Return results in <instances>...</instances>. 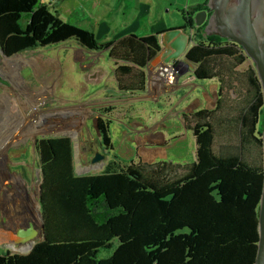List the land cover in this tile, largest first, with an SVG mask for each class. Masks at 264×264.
Listing matches in <instances>:
<instances>
[{"label":"trees","instance_id":"trees-1","mask_svg":"<svg viewBox=\"0 0 264 264\" xmlns=\"http://www.w3.org/2000/svg\"><path fill=\"white\" fill-rule=\"evenodd\" d=\"M195 13L186 14L182 28L193 27ZM196 29L186 52L194 64L192 77L214 80L218 87L213 109L183 115L194 139V160L144 163L110 153L98 173L78 175L69 138L37 139L44 239L25 255L0 249V264L254 263L263 182L261 88L248 66L242 72L243 99L234 78L247 61L242 49L206 35L202 26ZM158 35L99 43L93 31L63 21L41 0H0L4 55L67 41L88 52L106 49L118 90L125 92L117 96L127 99L140 98L146 89L145 70L160 49ZM228 92L235 97L229 100ZM224 104L232 108L229 114ZM109 111L102 109L103 118L97 119L99 145L106 153L111 151Z\"/></svg>","mask_w":264,"mask_h":264},{"label":"rangeland","instance_id":"rangeland-1","mask_svg":"<svg viewBox=\"0 0 264 264\" xmlns=\"http://www.w3.org/2000/svg\"><path fill=\"white\" fill-rule=\"evenodd\" d=\"M18 55L23 58L24 62H19V65H7L8 68L0 70V155L4 151L2 145L5 146L6 141H10L9 144L12 148L9 149L8 153L4 154L9 174L11 177L13 176L12 178H19L22 185L26 187L28 193L31 195L38 191L36 184L39 187L41 183L35 141L46 136L69 138L73 147V166L75 173L78 175L98 173L110 159V153H114L115 151H119L121 155L128 159L144 163L167 161L185 164L191 163L194 160V140L189 134V130L183 126L188 132L184 130L181 125L182 123L178 124L177 121V118L183 121V116L179 117L181 111L177 112L174 109H170L164 118L163 116H152V111L147 108L145 111L142 108L136 110L129 109L131 107L127 106L126 102L131 103L134 99H126L125 97H122L121 102L127 106V113L124 112L125 107L121 108L118 105L115 106V104L112 106V103L108 102L109 99L107 97L104 98V96H101L94 90L85 87L86 83L89 82L94 67H89L86 71L79 70L73 60V50L66 46H51L44 49L26 51ZM88 62L94 64L92 60ZM248 66H252L254 69L252 63L246 61L242 67L236 69L237 75H234V78L240 81L235 84L237 88L239 87L240 94L245 96L243 99L247 98V93L245 92V82L242 72ZM181 71L180 69L177 77ZM174 86L170 88L171 90L155 89L156 91L150 92V94L154 95L166 90L171 92ZM215 95L216 99L214 103L212 104L211 101V103L206 104V107L214 108L217 100V94ZM33 96L34 99H31ZM228 97L231 100L235 95L228 92ZM133 98L138 99V97ZM165 98V103L172 101L169 99V96ZM137 104L139 107L143 106L140 105L141 102H137ZM228 104L231 107L233 106L232 103L228 102ZM192 105L193 103L189 104L190 108H192ZM223 107L226 108L224 112L229 114L230 112L228 111H231L232 108H228L225 104ZM236 107L237 105L233 108L234 111ZM106 108L110 109L105 114L109 116L108 119L111 121L109 125L111 151L107 152L108 157L105 155L106 151L99 150L100 135L97 129V119L103 118L100 114H103L101 111ZM30 109L35 110L34 115H36L37 120H40L39 126L32 127L26 124L24 114H26V111H30ZM138 111L139 117L149 116L151 119L144 118V121V119L136 118L135 115ZM126 116L132 118L133 128L129 124H123V126L116 124L115 121L118 122V120H122ZM111 118L113 119L111 120ZM153 118H155V122L151 125L149 124V126L144 125L147 120L150 122ZM175 123L178 127H175ZM47 124H49V128H42V126ZM143 128L150 129L142 131ZM153 131H157V134L158 132L162 134L160 137L158 135L154 137ZM12 134H14L13 138L8 140ZM126 135L129 137H126ZM13 147L17 148L14 149ZM22 152L24 153L22 154ZM96 154L105 155V158L93 163L92 160ZM2 172H0V185L3 181H11L12 185L15 184L14 180H5L4 176L6 175L1 174ZM3 196H7L6 200L2 198ZM22 197L24 198L18 188L14 189L10 185L8 187L0 186V228L2 226L5 227L3 223L6 221V216L9 217L11 213H13V218L16 217L15 223H13L15 224L16 232L17 230L20 232L22 229L19 224L28 221L30 214L25 209ZM36 202L38 204V196L36 197ZM1 209L3 210L1 211ZM7 235L3 236L0 234V239L2 237V240L5 239L0 243L1 250L17 255H25L30 251L13 252L10 248L6 247L8 243H13L12 240L5 237ZM16 235H13V237ZM39 241V234H35L31 247Z\"/></svg>","mask_w":264,"mask_h":264},{"label":"crops","instance_id":"crops-1","mask_svg":"<svg viewBox=\"0 0 264 264\" xmlns=\"http://www.w3.org/2000/svg\"><path fill=\"white\" fill-rule=\"evenodd\" d=\"M41 2L50 11L56 13L63 21L78 26L79 28L93 31L99 43H115L119 39L130 35L142 38L152 34H159L158 40L160 42L162 33L182 28L183 22L186 20V14L198 12L200 10L199 8L207 0H41ZM196 9L197 11H195ZM57 46H66L73 50V60L79 70L86 71L89 67H94L89 82L86 83L85 87L94 90L96 93L104 96V98L107 97L109 99L108 102H111L112 106L115 104V106L118 105L121 108L125 107L124 112L126 113L127 106H133L135 109L142 108L143 111L147 108L152 111V116H163V118L168 114L170 109H174L177 112L181 111L179 114V117H181V115H187L200 109H211L212 107L208 108L206 104L211 103V101L213 104L216 99L217 82L214 80L205 82L195 81L192 77L193 67H191L186 71L183 70L184 68L182 69L180 75L177 77L176 85L171 92L169 91L171 89H169L151 95L150 92L156 90L146 82V89L140 98H138L145 100L142 101L144 102L142 104L143 106L139 107L135 101L138 100L137 98L131 103L126 102V106L121 102L122 97L117 96L125 92L118 90L114 76L115 64L108 59L106 49L97 52H88L77 47L71 41ZM68 59L70 58L68 57ZM89 60H92L94 64L89 63ZM152 69L153 67L151 68L149 62L145 70L146 77ZM168 96L172 101L165 103L164 99H166L165 97L168 98ZM191 103H193L192 108L189 106ZM185 106L186 108H184ZM144 118L151 119L149 116H144L139 119ZM154 119L150 122L147 120L144 125H151L155 122ZM177 119L178 124L182 123L180 118ZM115 122L120 126L129 124L133 128L132 118L128 116ZM115 122L113 123L115 124ZM181 125L183 127V123ZM175 127H178L176 123ZM150 128H143L142 131ZM183 129L186 130L184 127ZM156 132H152L153 136L156 137L158 135L160 137L162 133L158 132L157 134ZM189 134L192 137L190 131ZM126 137L129 136L126 135ZM114 153L122 158L128 159L121 155L119 151H115ZM105 155L108 157L107 153Z\"/></svg>","mask_w":264,"mask_h":264},{"label":"water","instance_id":"water-1","mask_svg":"<svg viewBox=\"0 0 264 264\" xmlns=\"http://www.w3.org/2000/svg\"><path fill=\"white\" fill-rule=\"evenodd\" d=\"M204 6V10L194 14L192 23L195 27L204 25L203 31L206 35L215 34L238 45L245 57L254 66L261 88L263 105L261 121L263 182L257 209L258 242L253 264H264V0H207ZM192 29L193 27H189L186 31L184 27L162 33L159 42L160 49L150 61L151 68L169 61H177L179 65L185 68L184 71L191 68L193 64L186 58V52L189 45H191L189 33ZM0 53L9 58L1 50ZM103 158H105V155L96 154L92 162L96 163ZM39 197L40 186L38 188V199ZM37 212L40 216L39 236L40 241H42L44 234L39 203ZM23 233L20 230L15 237L11 234L5 237L11 239L14 244L28 241L31 237H34L33 233L26 234L23 238ZM2 238L0 243L5 240H2Z\"/></svg>","mask_w":264,"mask_h":264},{"label":"bare ground","instance_id":"bare-ground-1","mask_svg":"<svg viewBox=\"0 0 264 264\" xmlns=\"http://www.w3.org/2000/svg\"><path fill=\"white\" fill-rule=\"evenodd\" d=\"M26 60V59H25ZM19 62H24V60H23V58L20 56V55H16V56H12V57H9V58H6V57H4L2 54H1V56H0V70L1 69H5V68H8L7 67V65H13V64H18ZM27 63H28V61H27ZM23 64V63H22ZM19 65V64H18ZM17 65V66H18ZM16 68V67H15ZM19 70V69H18ZM14 71V70H13ZM17 75H18V73H17ZM5 77V76H4ZM6 78H8V77H6ZM11 79V78H10ZM14 79V78H13ZM12 86V85H11ZM35 87V86H34ZM12 88V87H11ZM13 89V88H12ZM39 90V89H38ZM40 93V92H39ZM19 94V93H18ZM5 96V95H4ZM24 96V95H23ZM9 97V96H8ZM20 97V96H19ZM25 97V96H24ZM42 97V96H41ZM29 98H31V97H29ZM20 99V98H19ZM31 99H34V96H33V98H31ZM27 100V99H26ZM41 100H43V99H41ZM30 101V100H29ZM27 102V101H26ZM31 102V101H30ZM30 102H28V103H30ZM40 104V103H39ZM42 104V103H41ZM25 105V104H24ZM1 106H3V105H1ZM25 106H27V105H25ZM29 106V105H28ZM8 107V106H7ZM6 107V108H7ZM15 107H18V106H15ZM20 107V106H19ZM32 107V106H31ZM34 107V106H33ZM2 108H4V107H2ZM36 109V108H35ZM24 111V110H23ZM26 111V110H25ZM34 111L35 110H31L30 109V111L28 110V111H26V114H24V116H25V119H26V124L27 125H29V126H32V127H36V126H39L40 125V120H37L36 119V115H34ZM39 111V110H38ZM55 114V113H54ZM77 115V114H76ZM23 119V118H22ZM76 119V118H75ZM22 125V124H21ZM49 128V124H47V125H44V126H42V128ZM5 128V127H4ZM1 130V129H0ZM41 133H43V132H41ZM44 133H46V132H44ZM13 136H14V134H12L11 135V137L10 138H8V140H10V139H12L13 138ZM1 139V138H0ZM7 140V139H6ZM10 141H6V143H5V146L4 145H2L3 146V148H4V151L2 152L3 154L2 155H0V172H2V170H4V172H2L1 174H4V175H6V176H4V179L5 180H7V179H9V180H14L15 181V184H13L12 185V183H11V181L10 182H2L1 183V185L0 186H2V187H8L9 185L10 186H12L14 189H16V188H18L19 189V191L21 192V195L22 196H24V198L22 199L23 201H24V206H25V209H26V211L27 212H29V214H30V216H29V219H28V221H25V222H22L21 224H19L20 225V227H22V229H21V231L22 232H24L23 234H22V236H24L23 238H25V235L26 234H33L34 233V235L35 234H39V218H40V216H39V214H38V212H37V210H38V204H37V202H36V197L38 196V191L37 192H34L33 193V195H31L30 193H28V190L26 189V187H24L23 185H22V183H21V181H20V179L19 178H16V177H14V178H12L11 177V175L9 174L10 172H9V170H8V168H7V166H6V159H5V156H4V154L5 153H8V151H9V149L10 148H12L11 146H10ZM13 144V143H12ZM1 147V146H0ZM14 149H16L17 147H13ZM38 184H36V189L38 190ZM8 189V188H7ZM12 190V189H11ZM17 191V190H16ZM18 192V191H17ZM18 195V194H17ZM3 199H5L6 200V198H7V196H3L2 197ZM8 200V199H7ZM21 200V199H20ZM11 201V200H10ZM9 201V202H10ZM22 201V202H23ZM9 207V206H8ZM10 208V207H9ZM5 209V208H4ZM3 209H1V211H2ZM10 210V209H9ZM5 211V210H4ZM8 214H9V212H8ZM13 213H11V214H9V217H7L6 216V221H5V223H3V225L5 226V227H1L0 228V234L1 235H9V234H11L12 236L13 235H16L17 234V232H18V230H17V232H16V227H15V224H13V223H15L14 221L16 220V217L15 218H13V215H12ZM15 215V214H14ZM18 218H20V217H18ZM22 218V217H21ZM25 220V219H24ZM23 221V220H22ZM14 226H13V225ZM6 225H9V226H6ZM15 227V228H14ZM18 228V227H17ZM25 228V229H24ZM33 238L34 237H31L28 241H25V242H20V243H18V244H14V243H8L7 245H6V247H8V248H10L13 252H27L28 250H30V248H31V246H32V242H33ZM11 240V239H10ZM18 253V254H19Z\"/></svg>","mask_w":264,"mask_h":264},{"label":"built area","instance_id":"built-area-1","mask_svg":"<svg viewBox=\"0 0 264 264\" xmlns=\"http://www.w3.org/2000/svg\"><path fill=\"white\" fill-rule=\"evenodd\" d=\"M180 69L181 66L174 61L157 65L148 74V85L154 89H170L174 86Z\"/></svg>","mask_w":264,"mask_h":264},{"label":"flooded vegetation","instance_id":"flooded-vegetation-1","mask_svg":"<svg viewBox=\"0 0 264 264\" xmlns=\"http://www.w3.org/2000/svg\"><path fill=\"white\" fill-rule=\"evenodd\" d=\"M203 28H204V25L202 26V31H203ZM186 29H187V28H186ZM187 30H188V29H187ZM195 30H197V29H196L195 25L193 24V29H192V31L189 33L190 38H191V35L195 32ZM203 32H204V31H203ZM191 45H192V43H191ZM191 45H189V46H191ZM35 142H36V141H35ZM99 150L102 151L100 145H99ZM24 152H26V151H24ZM24 152H22V154H23ZM20 155H21V154H20ZM20 155H19V156H20ZM19 156H18V157H19ZM24 178H25V177H24Z\"/></svg>","mask_w":264,"mask_h":264},{"label":"clouds","instance_id":"clouds-1","mask_svg":"<svg viewBox=\"0 0 264 264\" xmlns=\"http://www.w3.org/2000/svg\"><path fill=\"white\" fill-rule=\"evenodd\" d=\"M203 33H204V32H203ZM188 49H189V47H188ZM188 49H187V50H188ZM246 59H247V58H246ZM247 61H249V60L247 59ZM169 62H170V61H169ZM174 62L178 63L177 61H174ZM180 66H181V70H182L184 67H182V65H180ZM193 66H194V64H193ZM193 66H192V67H193ZM155 67H156V66H155ZM153 68H154V67H153Z\"/></svg>","mask_w":264,"mask_h":264}]
</instances>
